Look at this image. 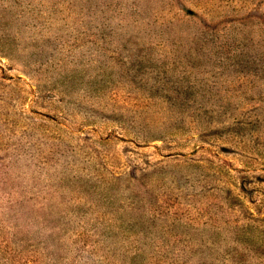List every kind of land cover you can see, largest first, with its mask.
Returning a JSON list of instances; mask_svg holds the SVG:
<instances>
[{
	"label": "rangeland",
	"instance_id": "1",
	"mask_svg": "<svg viewBox=\"0 0 264 264\" xmlns=\"http://www.w3.org/2000/svg\"><path fill=\"white\" fill-rule=\"evenodd\" d=\"M0 264H264V0H0Z\"/></svg>",
	"mask_w": 264,
	"mask_h": 264
},
{
	"label": "trees",
	"instance_id": "2",
	"mask_svg": "<svg viewBox=\"0 0 264 264\" xmlns=\"http://www.w3.org/2000/svg\"><path fill=\"white\" fill-rule=\"evenodd\" d=\"M46 117H48L47 115H46ZM63 125H65V124H63ZM66 127H67V125H65ZM78 129H79V131H80V129H81V127H78ZM111 137H113V138H116L117 136H115V135H112ZM125 143H127V144H129L130 146H134L135 148H140V147H142L138 142H136V141H132V140H130V141H125ZM222 150H224V149H222ZM207 152H209V153H211V155L213 156V157H215L216 158V156H217V154L218 153H216V152H213V151H210V150H208ZM196 153V151H194L193 150V152H192V157L194 156V154ZM191 156V155H190ZM192 157H190V159L192 160ZM190 159L188 158L187 160L188 161H190ZM193 163V162H192ZM192 163L190 164V165H192ZM187 167V168H186ZM185 168L186 169H191V167H189V166H185Z\"/></svg>",
	"mask_w": 264,
	"mask_h": 264
}]
</instances>
